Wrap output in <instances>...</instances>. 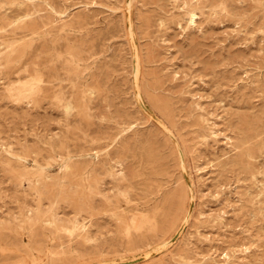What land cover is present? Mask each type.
<instances>
[{"label":"rangeland","instance_id":"374dc122","mask_svg":"<svg viewBox=\"0 0 264 264\" xmlns=\"http://www.w3.org/2000/svg\"><path fill=\"white\" fill-rule=\"evenodd\" d=\"M0 264H264V0H0Z\"/></svg>","mask_w":264,"mask_h":264},{"label":"bare ground","instance_id":"6f19581e","mask_svg":"<svg viewBox=\"0 0 264 264\" xmlns=\"http://www.w3.org/2000/svg\"><path fill=\"white\" fill-rule=\"evenodd\" d=\"M134 73V72H133ZM123 219V218H122Z\"/></svg>","mask_w":264,"mask_h":264}]
</instances>
